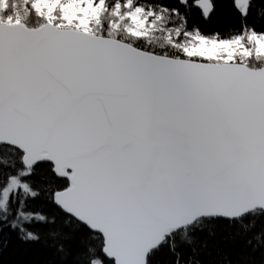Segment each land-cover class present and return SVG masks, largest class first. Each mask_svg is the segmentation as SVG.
Listing matches in <instances>:
<instances>
[{
	"label": "snow or ice",
	"instance_id": "snow-or-ice-1",
	"mask_svg": "<svg viewBox=\"0 0 264 264\" xmlns=\"http://www.w3.org/2000/svg\"><path fill=\"white\" fill-rule=\"evenodd\" d=\"M0 264H264V0H0Z\"/></svg>",
	"mask_w": 264,
	"mask_h": 264
}]
</instances>
